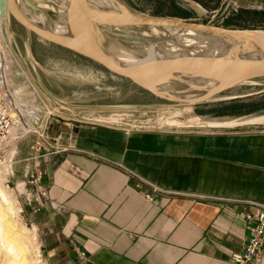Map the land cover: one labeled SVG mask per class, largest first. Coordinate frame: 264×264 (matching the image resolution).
<instances>
[{
    "label": "crops",
    "instance_id": "obj_1",
    "mask_svg": "<svg viewBox=\"0 0 264 264\" xmlns=\"http://www.w3.org/2000/svg\"><path fill=\"white\" fill-rule=\"evenodd\" d=\"M54 126L68 138L41 133L24 160L51 200L33 214L21 193L48 264H233L245 249L246 216L264 204V126L165 132L59 114Z\"/></svg>",
    "mask_w": 264,
    "mask_h": 264
},
{
    "label": "rangeland",
    "instance_id": "obj_2",
    "mask_svg": "<svg viewBox=\"0 0 264 264\" xmlns=\"http://www.w3.org/2000/svg\"><path fill=\"white\" fill-rule=\"evenodd\" d=\"M118 1L130 10L149 17L181 18L189 22L212 24L231 29L264 28V4L262 5L260 0ZM34 2L43 5L49 17L58 26L63 25L70 0H34ZM27 9L28 17L36 14L29 8ZM10 30L14 36L10 42L7 38L5 39L8 56L5 75L15 85L14 90H20L21 103L26 106V109L22 111L26 114L25 117L15 115L17 124L13 129V140L6 148L8 153L15 152L12 164L0 161V189L4 190L10 198L12 206L10 209V205L7 206L0 199V209H2L0 212L3 211L10 222L9 224L4 218L0 220L2 229H0V264H48L40 249L38 230L24 219L21 187L27 181L26 164L33 162L24 160L34 158L37 154L34 146L37 142H44L39 137L41 133L44 134L43 138L50 137L46 130V120L54 114L80 121L90 120L100 124L123 127L127 125L136 130L165 132L211 130L238 133L239 131L259 130L264 126V79L237 85L206 103L189 107L180 106L160 100L141 88H137L130 81L107 72L96 63L35 37L13 17ZM119 32L140 36L145 33L149 35V38L162 39L150 42H154L157 49L166 53L169 58L188 55L193 52L192 50L198 52L197 55L215 54L220 50L219 42L208 36L196 35L194 41L190 39L193 41L192 45L187 44L186 39L183 40L187 36L179 30L136 27L122 28ZM104 38L106 39L105 49L116 57L125 56L137 59L148 56L150 42L142 43L111 35H104ZM186 45L190 46L186 47ZM23 56L29 57L34 66ZM185 84H190L193 89L197 90L204 88L196 85L195 82ZM43 86L64 105L50 97ZM183 87L181 83L167 86L174 93H180ZM114 113L124 115V121L108 122L102 119V116L109 117ZM167 118L177 121L197 119L204 124L225 125L208 127L195 123L175 126L159 122ZM37 119L39 121L36 125L34 122H37ZM252 120L256 121L252 122ZM26 122L32 126L30 129L24 126ZM28 153L32 156L29 157ZM8 184H10L9 188Z\"/></svg>",
    "mask_w": 264,
    "mask_h": 264
},
{
    "label": "water",
    "instance_id": "obj_3",
    "mask_svg": "<svg viewBox=\"0 0 264 264\" xmlns=\"http://www.w3.org/2000/svg\"><path fill=\"white\" fill-rule=\"evenodd\" d=\"M21 1L33 13L42 11L31 0ZM114 1L118 6L117 10H102L90 0H70L66 8L68 33L65 35L34 25L22 12L16 0H0V14L3 18L12 16L35 37L82 56L103 67L107 72L130 81L137 88L175 105L195 106V104L206 103L237 85L264 79V28L231 29L224 26L189 22L181 18L149 17L130 10L118 0ZM136 27L167 28L179 30L185 34L194 32L202 37L208 36L217 41L223 40L228 46L226 51L220 55H186L145 64H127L105 49L104 35L142 43L162 40L119 32L122 28ZM165 39L174 40L173 38ZM24 58L33 65L28 57ZM37 77L40 81L38 73ZM196 80L204 81L211 86L205 92L206 94L194 100H183L178 95L182 92L174 93L167 88L175 83H194ZM44 90L59 102L46 87ZM48 133L51 137L63 135L64 138H68V128L65 126H54L49 129Z\"/></svg>",
    "mask_w": 264,
    "mask_h": 264
},
{
    "label": "built area",
    "instance_id": "obj_4",
    "mask_svg": "<svg viewBox=\"0 0 264 264\" xmlns=\"http://www.w3.org/2000/svg\"><path fill=\"white\" fill-rule=\"evenodd\" d=\"M11 41L9 30L6 26V20L0 14V161L12 164L15 152L8 153L6 148L12 143V134L14 126L17 124L15 115L25 117L21 108L14 106L9 96L10 92L14 90V84H6L2 80V74L6 71L8 56L6 55L5 39ZM35 123V122H34ZM24 126L29 129L32 127L27 122ZM42 136L44 134L42 133ZM41 136V137H42ZM42 141L37 142L35 149L39 151L42 147ZM25 177L27 181L22 185V194L26 197L28 205L31 207L33 214H37L42 205L51 200L47 187L41 182L42 172L33 171L30 167L26 168ZM144 182L152 189L157 191L151 183L144 180ZM10 184H8V188ZM148 198H151L148 195ZM255 213L247 214L248 219V238L245 244V249L240 254H235L232 257L233 264H256V260L261 253H264V204H255ZM81 256L86 259L87 252H82Z\"/></svg>",
    "mask_w": 264,
    "mask_h": 264
},
{
    "label": "bare ground",
    "instance_id": "obj_5",
    "mask_svg": "<svg viewBox=\"0 0 264 264\" xmlns=\"http://www.w3.org/2000/svg\"><path fill=\"white\" fill-rule=\"evenodd\" d=\"M31 1H32V3H34L35 5H37L42 11L39 12V13H36V14H31V16H29V17H28V12L29 11H28L27 7L23 4V1L16 0V3L19 5V7L22 10V12L25 13V15L28 17V19L34 25H37V26L42 27L44 29L53 30L54 32H56L58 34H61V35H65V34L68 33V26L66 24V18H65V20L63 19L64 20L63 25L62 26H58V24L55 23V22H53L52 18L49 17V15L46 12V10L43 7V5H40V4L35 3L34 0H31ZM40 2H42V1H40ZM90 2L92 4H94L95 6H97L98 8L102 9V10H117L118 9V6H117V4H116V2L114 0H90ZM48 5H50V4H48ZM9 17L10 16H8V17L5 18V20H6V26L8 25L7 24L8 23L7 21L9 19ZM8 30H9L10 38L12 40L14 35L10 31V28H8ZM142 35L149 38V35L148 34L143 33ZM196 35L197 34L194 33V32L193 33L192 32H188V33L185 34V36H187V37L186 38H183V40L186 39V43L187 44H190L191 43L190 45H192V43L194 41L193 39H195L194 36H196ZM187 39H189V40H187ZM190 39H192L193 41H191ZM199 41H201V40H199ZM218 42L220 44V50H218L219 52L217 51V53H215V54L220 55V54H222V53H224L226 51V48H227L228 44L225 41H223V40L218 41ZM190 45H186V47H189ZM196 47H198V46H196ZM192 51H191L192 53H189L188 54L189 56H193V55H197L198 54V52L196 53L194 50H192ZM148 52H149L148 53V56L145 57V58H137V59H134V58H131V57L122 56V57H119V59L122 62L124 61L127 64L137 65V64L151 63L152 61H156V60H165L166 58H169V56L166 53H164V52L160 51L159 49H157L156 44L154 42H150V47H149V51ZM179 56H186V55H179ZM179 56H177V57H179ZM5 74H6L5 72H4V74H2V80H3L4 83L9 84L10 83V80L7 77V75H5ZM195 82L197 83L196 85L203 86L204 89L203 90H196V89H193V86L190 85V84H183L184 87H183V90L181 91L182 93L178 94L179 97H181L183 100H187V101L194 100L195 98L201 97L204 94H206L205 92L208 91L209 88H210V86H211V84H207L206 82L201 81V80H196ZM20 93H21L20 90L13 91V92H10L9 96L11 98L12 104L14 106L18 107V108H21V110H23V109H26V106H24V104L21 103ZM59 102L62 105H64L63 102H61L60 100H59ZM185 106L186 107L187 106L189 107L190 105H185ZM127 110H130V109H127ZM123 116L124 115H122V114L114 113V114H111L109 117L102 116V119L103 120H106L108 122H110V121H112V122H123L124 121ZM255 121L256 120H252V122H255ZM159 122H161L162 124H166V125L169 124V125H175V126H181V125L187 126V125L195 124V123L197 125H202V126L206 125L208 127H210V126L221 127V126H224L225 125V124L223 125V124H220V123L204 124V123H201V122L197 121V119H195V120H187V121H177V120H173L172 118H167V120H165V121L159 120ZM252 122H250V123H252ZM0 199L5 204H7V206L10 205L9 207H10V209H12L11 208L12 206H11L10 198H8L7 195H6V193L4 192V190H1V189H0ZM0 210H2V209H0ZM1 218H4L5 220H7V215L6 214H3V211L0 212V220H2ZM8 221L9 220H7L6 222H8ZM8 223L10 224V222H8ZM0 229H1V226H0Z\"/></svg>",
    "mask_w": 264,
    "mask_h": 264
},
{
    "label": "flooded vegetation",
    "instance_id": "obj_6",
    "mask_svg": "<svg viewBox=\"0 0 264 264\" xmlns=\"http://www.w3.org/2000/svg\"><path fill=\"white\" fill-rule=\"evenodd\" d=\"M247 1H248V0H247ZM254 1H258V0H254ZM260 2H261L262 5L264 4V0H260ZM262 10H263V8H262ZM11 19H12V16H10L9 19H8V21H7V22H8V23H7V24H8V25H7L8 28H10V26H11ZM10 31H11V30H10Z\"/></svg>",
    "mask_w": 264,
    "mask_h": 264
}]
</instances>
